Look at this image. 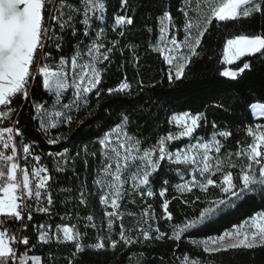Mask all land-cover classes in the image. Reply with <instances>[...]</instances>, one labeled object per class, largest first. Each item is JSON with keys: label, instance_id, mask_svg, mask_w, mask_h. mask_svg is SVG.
Segmentation results:
<instances>
[{"label": "snow or ice", "instance_id": "1", "mask_svg": "<svg viewBox=\"0 0 264 264\" xmlns=\"http://www.w3.org/2000/svg\"><path fill=\"white\" fill-rule=\"evenodd\" d=\"M107 3L108 0H0V264H61V256L51 250L46 258L30 254L31 249L39 246L51 248L53 244L57 247L73 245L74 250L63 260L66 264H79L77 257L81 253L87 250L98 252L106 247L116 249L121 242L127 247L165 237L179 241L183 233L231 204L232 198L240 199L258 189L264 191V124L246 126L250 142L241 144L238 141L234 153L228 151L221 155L224 148L221 138L227 140L232 133L219 129L213 122V131L208 137L194 135L202 121L206 122L204 113L184 111L171 115L168 123H174L179 131L160 136L149 147H142L141 140L129 135L126 131L129 117L124 115L98 139V152H89L87 148L82 150L85 170L89 166L87 157H98L91 190L86 181L74 172L76 185L61 187L57 193L62 197L59 203L66 209L60 217L62 223L54 227L46 223L31 225L36 234L35 243L32 242L26 229L30 227L33 213L50 216L53 212L56 204L53 196L55 181L48 167L41 163L42 157L35 153V142L26 140L18 117L24 102H30L33 111L31 119L38 122L36 130L48 136L49 144H56L61 137L52 138L50 131L62 123L70 124L74 119L70 113L87 106L92 94L97 98L102 95L104 89L101 86L110 70L112 56L121 45L120 40L105 43L107 31L110 29L119 37H124L128 27L134 24L133 18L126 14L128 0H119V8L124 9L125 14L115 12L110 23L105 16ZM190 6L191 0H183L179 9L184 15L183 40H178L171 32L176 25L166 9L156 18L159 38L155 44L149 42L148 45L158 51L169 65V82L183 78L192 59L199 55L198 49L213 21L227 24L241 17L264 16V0H195V18L189 14ZM77 24L82 28H78ZM147 31L151 33L153 29L148 28ZM69 34L72 44L65 51ZM123 47L132 51L133 67L138 66L136 46L126 44ZM166 50L168 55H164ZM257 54L264 57V31L260 34H238L227 39L221 62L230 65L245 56ZM250 68L251 63L245 61L241 67L235 70L225 67L219 74L236 79ZM37 83L46 98L37 99L34 96L33 89ZM128 90L130 84L126 76L117 86L106 89L108 95ZM250 108L253 115L264 117V103L254 102ZM182 138H192L195 142L169 150L171 142ZM48 155L60 158L55 164L56 172H64L68 161L74 159L66 147ZM28 157L34 163L29 162ZM165 160L177 166L174 169L180 179L174 185L177 192L191 193L195 188L207 192L210 187H215L224 194V198L209 201L196 219L174 225L170 236L150 223L157 219V215L152 205L147 204L136 223L148 224L149 227H140L138 232L143 240H134L128 234L131 229H126L122 223L125 213L120 211L121 201L133 194L141 200L153 197L155 190L151 178L158 172L161 161ZM237 168L239 171L234 175L232 169ZM184 172L190 179L184 178ZM215 176L219 179H213ZM129 183L131 191L125 187ZM163 184L167 185L168 181H163ZM167 191L166 186L159 190V197L163 199L159 218L172 221L170 201L165 198ZM97 195L99 204L104 209H111L103 214L106 230L98 228L92 211L83 216L80 214L79 206L87 209L89 198ZM182 202L188 203L187 200ZM70 203L71 208L68 207ZM127 215L134 217L137 214L128 212ZM73 220L75 223L71 222ZM117 220L121 221L118 240L112 235ZM90 229L96 230V234L91 238L94 242L87 243ZM191 243L197 247L202 245L203 251L208 254L264 246V211L234 226L233 231L201 241L192 240ZM180 264H202V261L184 254Z\"/></svg>", "mask_w": 264, "mask_h": 264}, {"label": "trees", "instance_id": "2", "mask_svg": "<svg viewBox=\"0 0 264 264\" xmlns=\"http://www.w3.org/2000/svg\"><path fill=\"white\" fill-rule=\"evenodd\" d=\"M78 2V0H73ZM202 2V0H201ZM183 0H128L127 15L131 16L134 24L128 27L124 37H119L116 33L107 31L105 43L110 40H120L121 45L112 56V64L109 65V72L105 77L102 88L104 92L97 98L92 94L89 104L79 111L70 113L74 119L70 124H60L56 129L50 131L52 138L60 136L61 140L56 144L47 142L48 136L43 132L37 131L38 122L31 119L33 111L30 102H24L21 108V114L18 117L20 124L24 129L25 138L28 141H34L36 147L41 153L45 154L44 162L50 174L52 175L55 185L53 196L56 200L53 212L50 216L42 213H33V220L29 222L30 227L26 229L27 234L35 243V233L31 225L46 223L48 225L62 223L60 217L63 215L65 205L59 203L62 198L58 195V189L61 187H74L77 183L76 175L85 180L89 189L92 188V180L95 175V166L98 157H87L89 166L85 170L82 158L84 157L83 149L87 148L89 152H98V139L104 132L110 130L115 123L124 115L129 117L126 131L129 135L134 136L142 141V147H149L156 140L166 135L168 132H177L175 124H169L168 120L173 114L188 111L193 114L197 112L204 113L206 122L201 123L194 135L208 137L213 131L211 125L217 124L219 129L230 130L232 135L223 140L224 148L221 155L237 150V142L246 144L251 138L246 135V126H254L255 123L264 124L263 117H254L250 105L252 103H264V57L245 56L234 64L225 65L223 59V45L227 39L238 34H260L264 31V16L256 14L251 18H243L236 21H230L227 24L216 22L209 26L202 45L198 49L199 55L192 59L190 65L186 68L182 79L169 82L167 72L169 65L165 63L164 57L158 52L149 48V42L155 44L159 38L157 17L164 10H168L173 17L176 25L171 32L176 35L178 40H183L184 32V15L179 9ZM195 0H191L188 9L189 14L195 18L194 10ZM119 11L125 14L124 9L119 8V0H108L105 12L106 19L109 23L115 12ZM78 28H82L77 24ZM148 28H152L150 33ZM68 48L71 47L72 38L68 35ZM135 45V52L139 56L138 66L133 67L132 51L123 45ZM161 47H164L161 44ZM167 50L164 55H168ZM245 61L251 63L250 70H245L235 81L228 80L220 76V71L225 67L235 70L241 67ZM123 64L124 67L119 66ZM127 77L130 84V90L125 93L108 95V87L117 86L120 81ZM33 94L37 99L46 98L45 93L41 90L39 83L33 89ZM19 103V100L17 101ZM220 105V107H217ZM195 141L192 138H182L173 141L169 145V150L174 151L178 147H184L187 143ZM69 150V155L73 160L68 161L64 172H56L55 164L60 159L48 154L51 152L63 151L64 148ZM80 153V157H77ZM213 155H215L213 153ZM236 159L235 156L232 157ZM74 165V167H73ZM176 165L168 161H161V166L157 173L151 178L155 195L151 198L141 200L139 196H126L121 201V212H124L122 223L126 229H131L128 233L132 239L140 241L143 237L139 235L138 229L143 227L147 229L148 224H137L140 220V213L147 204H151L155 210L157 219L150 221L154 227H159L171 235V229L174 225H181L191 219H196L199 212L208 202L224 198V194L218 188L210 187L207 192H201L198 188L193 189L191 193H179L175 190L174 185L180 182L179 175L174 169ZM234 175L239 169H232ZM185 179H190L187 172L183 173ZM219 179V176L213 177ZM167 180L168 184L164 185L163 181ZM239 184V180L235 181ZM166 186L168 191L165 198L170 201L169 210L172 213V221L160 219L162 215L161 205L163 199L159 197V190ZM128 191H131L130 183L125 185ZM175 197V199H174ZM199 197V199H197ZM187 200L188 203H183ZM135 201V202H130ZM195 201V203H192ZM78 203V202H76ZM69 208L72 207L70 203ZM80 207V214L87 215L92 211L95 215V223L101 230H106V221L103 219L105 210L99 204V196L89 198L88 208ZM264 211V191L256 190L252 193L241 196L240 199L232 198V203L223 206L214 216L207 221L197 225L182 234L179 241L168 239L148 240L143 243H136L124 247L122 242L116 249L107 248L102 251L87 250L81 253L77 259L79 264H180V259L184 254L191 259L202 261V264H264V246H257L252 249H229L218 253L208 254L203 251V246L197 247L191 243L192 240L201 241L208 237L222 235L225 231H233L234 226L243 224L255 213ZM128 212H134L136 216L127 215ZM75 223V220L71 221ZM63 223H67L64 221ZM121 221L117 220L113 225V237L119 239L117 233ZM83 230V226H80ZM96 230H89V239L87 243L94 242L92 237ZM23 247V246H21ZM55 252L61 256V264H66L64 257L70 255L74 250L73 245L55 244L49 246H39L31 249L30 254L47 257L49 251ZM141 254H143L141 256Z\"/></svg>", "mask_w": 264, "mask_h": 264}, {"label": "built area", "instance_id": "3", "mask_svg": "<svg viewBox=\"0 0 264 264\" xmlns=\"http://www.w3.org/2000/svg\"><path fill=\"white\" fill-rule=\"evenodd\" d=\"M34 151H35L36 154H39L42 157L41 163L43 164V158H45L46 155L41 153L36 147H34ZM51 153L54 154V152H51ZM52 157H54V156H52ZM21 164L23 165V160H21ZM49 172H50V170H49Z\"/></svg>", "mask_w": 264, "mask_h": 264}, {"label": "bare ground", "instance_id": "4", "mask_svg": "<svg viewBox=\"0 0 264 264\" xmlns=\"http://www.w3.org/2000/svg\"><path fill=\"white\" fill-rule=\"evenodd\" d=\"M28 160H29V162H32V163H34V161H32V158L31 157H28ZM46 161V159L45 158H43V165H45L46 166V164L44 163ZM23 164H24V161H23ZM47 167V166H46Z\"/></svg>", "mask_w": 264, "mask_h": 264}, {"label": "rangeland", "instance_id": "5", "mask_svg": "<svg viewBox=\"0 0 264 264\" xmlns=\"http://www.w3.org/2000/svg\"><path fill=\"white\" fill-rule=\"evenodd\" d=\"M251 112H252V110H251ZM253 114V113H252ZM254 117H262V116H259V115H253ZM264 118V117H263ZM176 126V125H175ZM176 129H177V131H179V129L177 128V126H176Z\"/></svg>", "mask_w": 264, "mask_h": 264}, {"label": "water", "instance_id": "6", "mask_svg": "<svg viewBox=\"0 0 264 264\" xmlns=\"http://www.w3.org/2000/svg\"><path fill=\"white\" fill-rule=\"evenodd\" d=\"M240 76V75H239ZM239 76L236 78V79H231V78H227L228 80H231V81H235V80H237L238 78H239Z\"/></svg>", "mask_w": 264, "mask_h": 264}]
</instances>
